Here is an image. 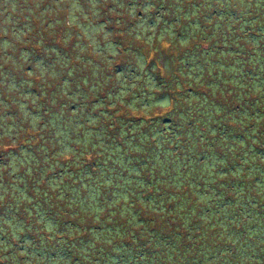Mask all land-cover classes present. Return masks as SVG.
<instances>
[{
  "label": "clouds",
  "instance_id": "clouds-1",
  "mask_svg": "<svg viewBox=\"0 0 264 264\" xmlns=\"http://www.w3.org/2000/svg\"><path fill=\"white\" fill-rule=\"evenodd\" d=\"M0 264H264V0H0Z\"/></svg>",
  "mask_w": 264,
  "mask_h": 264
}]
</instances>
